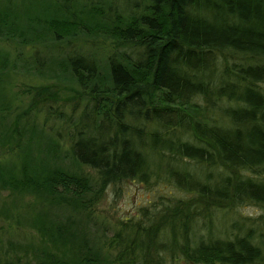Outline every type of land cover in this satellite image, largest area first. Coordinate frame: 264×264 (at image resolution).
<instances>
[{
  "label": "trees",
  "instance_id": "16d2710c",
  "mask_svg": "<svg viewBox=\"0 0 264 264\" xmlns=\"http://www.w3.org/2000/svg\"><path fill=\"white\" fill-rule=\"evenodd\" d=\"M86 1L18 21L0 0L2 38L48 31L58 54L78 31L109 40L103 69L62 59L83 101L69 127L28 114L49 85L19 110L0 94V264H264V0ZM129 179L161 181L158 202L91 232L102 192ZM244 204L263 213L226 223Z\"/></svg>",
  "mask_w": 264,
  "mask_h": 264
},
{
  "label": "rangeland",
  "instance_id": "374dc122",
  "mask_svg": "<svg viewBox=\"0 0 264 264\" xmlns=\"http://www.w3.org/2000/svg\"><path fill=\"white\" fill-rule=\"evenodd\" d=\"M48 1L51 4L55 2V0H8L11 3L12 11L18 15L16 17L18 21L27 20L26 16L34 19L37 16L46 17L49 10L44 9V7L49 3ZM77 1V3H81L82 0ZM97 1L99 0H89L90 3ZM114 4L117 5L118 9L124 5L117 0ZM30 28L33 32L32 35L42 31V27L37 24H33ZM27 33L29 34L25 39L19 34H12L10 35L11 38L6 39L0 36V54H3L4 59L7 60L5 66L7 64L6 67L8 68L7 74L3 76L5 85H3V91L1 90L0 94H11V106H17L19 110L22 104H30L33 97L32 91H27L26 88L49 85L50 93L45 97L46 99L44 98L39 103L38 108L28 111V114L35 120L37 127H41L43 123L52 126V128L60 123L64 127H69L65 124L66 121H69L67 117L75 119L83 107V101L75 97L77 87L72 83L73 81L65 79L68 74L64 72L62 59L67 54L78 50L80 53L94 55L100 59L99 66L103 69L102 50L97 46L103 41L104 45L108 46L109 40L99 34H86L78 31L70 43L67 41L59 42L61 45L58 54L52 48V37L48 31L34 40H29L30 32L27 31ZM37 64L39 68L35 69ZM5 68L2 65L0 70L4 69L5 71ZM44 127L46 128V126ZM64 136L67 135L64 134ZM65 137L61 138V141L64 142ZM161 190L163 191L161 181L144 183L129 179L107 186L100 199L94 204L93 215L96 223L90 226V231L97 233L104 231L105 235H111L112 228L118 224L120 218L142 219L144 217L143 211L150 209L151 203L155 205L158 202L156 200L160 198ZM235 210L236 214H233V211L225 214L226 223H230L238 215L258 217L263 213L262 209L254 204L240 205L235 207ZM220 214L222 215V213ZM217 223L219 224L218 221Z\"/></svg>",
  "mask_w": 264,
  "mask_h": 264
}]
</instances>
